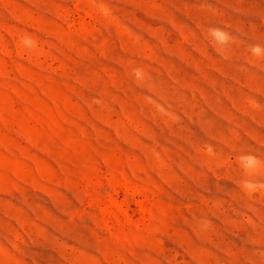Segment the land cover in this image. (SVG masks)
<instances>
[{
    "label": "rangeland",
    "instance_id": "obj_1",
    "mask_svg": "<svg viewBox=\"0 0 264 264\" xmlns=\"http://www.w3.org/2000/svg\"><path fill=\"white\" fill-rule=\"evenodd\" d=\"M0 264H264V0H0Z\"/></svg>",
    "mask_w": 264,
    "mask_h": 264
},
{
    "label": "clouds",
    "instance_id": "obj_2",
    "mask_svg": "<svg viewBox=\"0 0 264 264\" xmlns=\"http://www.w3.org/2000/svg\"><path fill=\"white\" fill-rule=\"evenodd\" d=\"M253 51H254V52H259V49H254Z\"/></svg>",
    "mask_w": 264,
    "mask_h": 264
}]
</instances>
